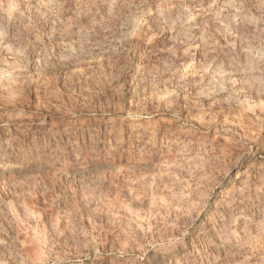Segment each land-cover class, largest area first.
I'll use <instances>...</instances> for the list:
<instances>
[{
	"label": "rangeland",
	"instance_id": "374dc122",
	"mask_svg": "<svg viewBox=\"0 0 264 264\" xmlns=\"http://www.w3.org/2000/svg\"><path fill=\"white\" fill-rule=\"evenodd\" d=\"M0 264H264V0H0Z\"/></svg>",
	"mask_w": 264,
	"mask_h": 264
}]
</instances>
